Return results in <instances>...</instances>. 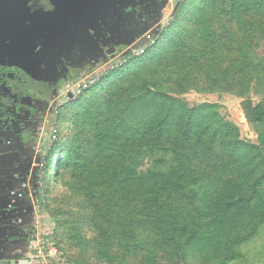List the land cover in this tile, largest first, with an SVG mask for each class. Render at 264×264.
I'll use <instances>...</instances> for the list:
<instances>
[{"label": "rangeland", "instance_id": "obj_1", "mask_svg": "<svg viewBox=\"0 0 264 264\" xmlns=\"http://www.w3.org/2000/svg\"><path fill=\"white\" fill-rule=\"evenodd\" d=\"M238 1L95 0L90 21L62 18L58 35L46 47L40 42L34 59L0 50V183L18 199L15 213L34 212L19 230H8L10 239L39 233L72 264H264V214L255 230L239 225L238 215L264 211L263 193L240 212L226 210L236 214L233 225L221 224L222 212L214 210L217 222L201 215L185 238L167 234L158 245L152 206L131 202L115 179L118 163L136 172L180 167L176 154L150 146L161 120L168 137L191 129L205 139L204 156L216 152H194L188 177L197 171L209 182L219 170L231 197L253 190L257 176L245 178L240 169L257 164L264 171V122L248 120L246 101H264V18L251 9L258 1ZM119 8L125 15L96 17ZM38 27L16 29L37 35ZM54 152L63 157L57 172ZM221 161L233 167L221 171ZM137 177L133 193L141 190L151 202L153 178ZM122 179L129 186L136 177ZM201 182L191 186L195 192L211 191ZM238 237L245 240L233 242ZM24 247L12 255L34 254Z\"/></svg>", "mask_w": 264, "mask_h": 264}, {"label": "trees", "instance_id": "obj_2", "mask_svg": "<svg viewBox=\"0 0 264 264\" xmlns=\"http://www.w3.org/2000/svg\"><path fill=\"white\" fill-rule=\"evenodd\" d=\"M247 0H239V6L243 7V2ZM255 1V0H254ZM258 1V4L252 3V10L257 13L258 20L264 18V0H256ZM261 12L260 15L258 13ZM12 39V38H11ZM13 44L15 46V49L17 52L22 56H30L39 48V40L37 35H19L17 37H14L12 39ZM8 42V41H7ZM155 46V45H154ZM153 46V47H154ZM245 61L251 65L254 66L255 64L251 59L246 58ZM255 67H258V65H255ZM254 67V68H255ZM257 72V71H256ZM259 74V73H258ZM260 79H262V75H258ZM244 87L247 88L246 84L249 83L248 80L245 81L244 79ZM89 93L87 96L89 97L92 94V91H86L85 93ZM247 101V108L249 109L248 112V120L252 123H261L264 122V101L257 103L256 105H253L252 99H248ZM253 105V106H252ZM155 134L153 135L152 144L150 146L156 147V149H159L163 153H169L172 152L173 154L177 155V158L180 159V167L176 170L171 171H148V172H136L132 170L130 164H117V169L115 171V179L119 180L120 187H122V192H127L126 195H128V198H130L131 202H135L137 200L142 201V204L147 206H152L151 212L155 215V220L152 223V226H157V222L159 226H157V230L159 233H155L158 236V239H156V242L158 245L159 241L161 244H164L162 240L165 238L167 234H172L174 237H176L178 240H181V237L187 234L189 232V227L193 224H197V220L201 215H209L210 213L213 215L209 217L210 221L217 222L218 217L214 216V210H220L222 212V219L220 220V223L223 224L225 227H228L229 224L233 225L235 223L236 214L233 216H228V211H238L237 209H244L246 205L244 202H250L253 199L259 198L257 195L262 194V197H260L264 201V171L261 166H258L257 164L254 165L253 170H244L240 169L241 176L245 178H252L253 172L254 175H256L257 179L255 180V185L253 190L249 189L248 194H238L237 196L232 197L229 195V193L226 192L228 185L225 184V186H222V183H226L223 178H221V173H219V178L216 176L215 178L210 179L209 182H207L206 178L199 174L197 171L194 172L193 177H188V169L192 168V166L189 165L190 157L194 152H196V156L199 158L201 155L204 156V152L206 149H208V146L204 147L205 139H203L201 136L195 134L191 129H186L182 133H177L175 137H168L167 136V129L164 122L161 120L155 125ZM187 142H191L190 145H186ZM188 150V153H187ZM127 152L131 151H125V154ZM59 153L56 154V152L52 153L53 162L55 166V172H57L60 168V164L63 157H57ZM133 154V153H132ZM132 154L126 156L125 159L128 161L132 158ZM210 156L212 154H216L215 150L209 149ZM51 155V156H52ZM112 154L110 157H113ZM210 156H204L209 158ZM127 157V158H126ZM204 157L202 159H204ZM236 158V157H235ZM235 158L230 157V162H232ZM118 162V160L116 159ZM131 163V160H130ZM233 163V162H232ZM220 170L224 171L225 169H231L233 164L227 165L223 161L221 163H217ZM207 166V165H206ZM200 168V167H199ZM202 171V169L200 168ZM209 173V172H208ZM135 174L136 179L134 182L127 186L126 184H129L126 179H122V177L131 175L133 176ZM142 176H149L148 178H153L151 191H153V194L151 196L152 201L149 202L148 194L144 193V197L139 196L140 191H137L133 193L132 187L133 185H138L137 182V175ZM54 177H56V174L54 173ZM200 179L201 181H205L206 185L208 183H211V191H208L206 188L204 189L203 193H197L194 191V188L197 187H191L195 181ZM221 182V186L218 185V183ZM228 183H232V181H228ZM237 184V183H234ZM141 187H145L146 184H139ZM191 187V188H190ZM136 189V187H135ZM147 190V189H146ZM250 193L253 195L256 194V197H251ZM135 196L133 197L132 195ZM131 196V197H130ZM202 198L203 204L202 206H198L197 203ZM264 203V202H263ZM258 210V209H257ZM264 211L257 212L254 210L251 211H245L243 213H239V225L242 227H250L251 230H255L258 226H260L263 222V215ZM226 215L228 217H226ZM190 218V219H187ZM143 224L146 223V221H142ZM219 223V222H218ZM154 228V227H153ZM228 229V228H226ZM198 229L194 231V235L192 236L193 240L197 238ZM255 231H250V235L253 236ZM249 233L246 234L249 236ZM254 233V234H253ZM253 234V235H252ZM241 237H238V239H234L233 242L235 243H241L244 240H239ZM247 239V238H246ZM191 245V244H190ZM189 246V245H187ZM229 247V246H227Z\"/></svg>", "mask_w": 264, "mask_h": 264}, {"label": "flooded vegetation", "instance_id": "obj_3", "mask_svg": "<svg viewBox=\"0 0 264 264\" xmlns=\"http://www.w3.org/2000/svg\"><path fill=\"white\" fill-rule=\"evenodd\" d=\"M9 0H0V28H6L5 34L0 35V50L7 48L10 51H12L13 54H15L16 57H18L20 60H27V59H34L33 57L36 56L37 50L33 52L30 56L22 57L17 50L15 49V46L13 44L12 39L14 37H17L19 35H30L31 33L25 32V31H17L16 28H33L38 27L40 29L38 36L39 43L43 42V47H46V44L48 42H51L56 35H58V27H59V21H61L62 18L66 19V21L73 22L74 20L77 21L81 18V16L87 17L90 21V16L92 15L93 6L95 3V0H71L67 6L64 7V10L62 12H59L57 16L53 19H51L48 16H42L39 15L36 17L34 6H32V10H23V8H20L19 5H15L12 3V7H10V4L8 2ZM45 6L48 7L47 10L51 11V8L55 6V4L52 1H44L43 3L38 4L37 6ZM17 6V8H16ZM125 10H122L119 8V11H115V13L107 12L106 14H99L96 13L101 20L104 16L106 18L110 19L113 15L118 16L121 12L123 15H125ZM46 13V11H45ZM95 17V18H96ZM124 19V17H123ZM107 23V21H105ZM121 22V21H120ZM107 25V24H106ZM119 30V29H116ZM12 38V39H11ZM8 41V42H7ZM109 42V41H107ZM106 42V43H107ZM105 43V42H104ZM6 49V50H7ZM38 49V48H37ZM2 193V194H1ZM11 192H4L0 191V210L4 209H12L15 202H17L18 199L11 198L9 195ZM9 194V195H8ZM7 198V199H6ZM3 202V203H2ZM9 227L8 226H1L0 227V264L5 261L8 254H11L12 252L9 251V247L12 244V239H10V234L8 235ZM6 246V248H5ZM25 249V247L23 248ZM6 256L5 258L2 256ZM13 254V253H12ZM3 262L2 264H4Z\"/></svg>", "mask_w": 264, "mask_h": 264}, {"label": "crops", "instance_id": "obj_4", "mask_svg": "<svg viewBox=\"0 0 264 264\" xmlns=\"http://www.w3.org/2000/svg\"><path fill=\"white\" fill-rule=\"evenodd\" d=\"M6 183H7V181H6ZM3 186H4V183H0V191L1 192H2V189H4ZM21 210H23V209H21ZM22 212L23 211H21V213L20 212L15 213L14 210H12V209L0 210V227L1 226H8L9 229L15 228L16 230H19V227L24 226L23 222H30L34 217L33 210L31 211V213H28V212L22 213ZM13 214H14V216L17 215V216L21 217L20 222L16 221V219L11 220V217L13 216ZM27 224H30V223H27ZM13 234H15V233H13ZM16 236H17V234L13 237L14 240L12 241V244L9 247V251H11L12 253L13 252L16 253L17 251L19 252V249H17L16 247L21 246V245L22 246L27 245V247H25V249H28V250L32 248V245L34 244L33 237H32V239L27 237V238H24V240H21L19 237H16ZM0 243H1V241H0ZM5 248H6V246H5ZM12 253L7 255V259L5 261H3V262H5L4 264H45V262L42 259H39L35 256V252H34V254H31L32 252H29V251L24 252L23 255H25L26 257H17L16 255H12ZM10 256H12V258ZM8 257H10V258H8Z\"/></svg>", "mask_w": 264, "mask_h": 264}, {"label": "built area", "instance_id": "obj_5", "mask_svg": "<svg viewBox=\"0 0 264 264\" xmlns=\"http://www.w3.org/2000/svg\"><path fill=\"white\" fill-rule=\"evenodd\" d=\"M83 85L79 84L78 86ZM33 240L34 244L32 248L34 249L35 256L42 259L45 264H72L70 260L59 258L61 254L60 250L55 245H50L48 240H45L39 233H36ZM46 243L48 244L47 246Z\"/></svg>", "mask_w": 264, "mask_h": 264}, {"label": "water", "instance_id": "obj_6", "mask_svg": "<svg viewBox=\"0 0 264 264\" xmlns=\"http://www.w3.org/2000/svg\"><path fill=\"white\" fill-rule=\"evenodd\" d=\"M44 1H52L55 6L54 8H51L50 10H47L48 7L43 6H37L40 3H43ZM10 7H12V3L15 5H19L20 8H23V10H32V6H34V10L36 11V17L39 15L42 16H48L51 19L55 18L59 12H62L64 10V7L67 6L71 2V0H9ZM17 8V6H16ZM26 10V11H27ZM46 11V13H45Z\"/></svg>", "mask_w": 264, "mask_h": 264}]
</instances>
